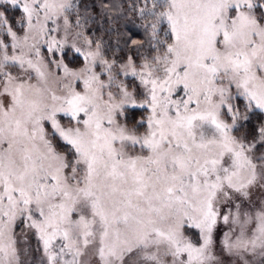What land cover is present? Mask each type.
Segmentation results:
<instances>
[{
    "label": "snow or ice",
    "instance_id": "obj_1",
    "mask_svg": "<svg viewBox=\"0 0 264 264\" xmlns=\"http://www.w3.org/2000/svg\"><path fill=\"white\" fill-rule=\"evenodd\" d=\"M98 8L0 0V264H264V0Z\"/></svg>",
    "mask_w": 264,
    "mask_h": 264
},
{
    "label": "trees",
    "instance_id": "obj_2",
    "mask_svg": "<svg viewBox=\"0 0 264 264\" xmlns=\"http://www.w3.org/2000/svg\"><path fill=\"white\" fill-rule=\"evenodd\" d=\"M94 2V0H85V3H87L89 6H91V4ZM95 3L97 4V9L96 11H99V8H98V4H99V0H95ZM121 24L124 23V21H120ZM107 26V25H105ZM99 34V32L97 33ZM107 39V37H105Z\"/></svg>",
    "mask_w": 264,
    "mask_h": 264
},
{
    "label": "rangeland",
    "instance_id": "obj_3",
    "mask_svg": "<svg viewBox=\"0 0 264 264\" xmlns=\"http://www.w3.org/2000/svg\"><path fill=\"white\" fill-rule=\"evenodd\" d=\"M254 199H255V197H254ZM35 243H36V241L33 239L32 240V244L35 245Z\"/></svg>",
    "mask_w": 264,
    "mask_h": 264
}]
</instances>
